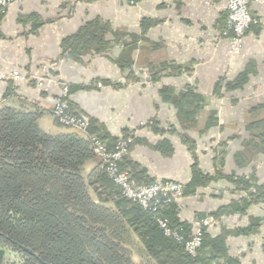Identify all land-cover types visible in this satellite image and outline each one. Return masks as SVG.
<instances>
[{
  "label": "crops",
  "instance_id": "0c3cea01",
  "mask_svg": "<svg viewBox=\"0 0 264 264\" xmlns=\"http://www.w3.org/2000/svg\"><path fill=\"white\" fill-rule=\"evenodd\" d=\"M250 11L233 55L226 0H17L0 17V104L14 85L48 106L40 122L53 130L52 107L70 85L75 111L112 140L132 135L128 158L145 179L189 186L175 215L190 231L211 221L212 264H264V4ZM100 22L102 40L67 56L65 39ZM98 80L128 83L84 88ZM164 87L199 98L182 100V115Z\"/></svg>",
  "mask_w": 264,
  "mask_h": 264
},
{
  "label": "trees",
  "instance_id": "16d2710c",
  "mask_svg": "<svg viewBox=\"0 0 264 264\" xmlns=\"http://www.w3.org/2000/svg\"><path fill=\"white\" fill-rule=\"evenodd\" d=\"M5 12L0 9V17ZM101 25L87 24L81 33L65 39L67 56L76 58L83 48L91 47L87 41L96 45L103 37ZM231 35L228 33L229 38ZM158 78L153 75L152 80ZM99 83L124 87L128 80L115 84L98 80L84 88H96ZM67 86L70 96L72 87ZM15 89L11 85L5 95L8 99L0 104V264H212L206 251L208 227L197 256L192 257L157 221L167 220L171 229L189 235L191 231L175 215V201L161 205L157 212L145 210L127 199L110 178L91 136H97L109 149L119 139H110L92 120L87 134L57 119L53 130L44 129L40 120L49 112L48 106L17 95ZM162 94L178 104L181 114L182 100L199 98L189 91L175 94L169 87H164ZM69 104L75 111L70 100ZM184 112L192 117L197 111L190 108ZM128 153L119 162L120 170L129 172L139 184L154 183L144 178ZM89 161L96 165L86 172ZM242 187L250 189L246 184ZM188 189L185 184L183 196ZM11 251L15 261L7 257Z\"/></svg>",
  "mask_w": 264,
  "mask_h": 264
},
{
  "label": "built area",
  "instance_id": "2783aa9c",
  "mask_svg": "<svg viewBox=\"0 0 264 264\" xmlns=\"http://www.w3.org/2000/svg\"><path fill=\"white\" fill-rule=\"evenodd\" d=\"M17 0H0V9L5 11ZM137 0H130L135 4ZM264 4V0H226L227 25L225 35L232 33L230 37V53L236 55L240 53L246 32L254 23V18L250 11V4ZM8 77L18 81L27 78L26 75L13 71ZM2 78V77H0ZM43 82H40L42 85ZM102 85L99 83L98 87ZM53 116L63 125L74 128L87 134L89 120L72 110L68 100V86L63 89L61 96L55 101L53 106ZM95 153L100 157L105 170L110 178L121 188L123 195L139 204L145 210L157 212L161 205L173 202L183 197L185 184L175 180H157L151 184H138L132 180L129 172L119 169V162L128 153L133 142L131 135L120 138L113 149L109 147L97 136H91ZM160 227L167 236L174 237L182 242L186 253L196 257L203 241V233L209 227L211 221L207 218L201 219L194 231L187 237L171 229L167 220H157Z\"/></svg>",
  "mask_w": 264,
  "mask_h": 264
},
{
  "label": "rangeland",
  "instance_id": "374dc122",
  "mask_svg": "<svg viewBox=\"0 0 264 264\" xmlns=\"http://www.w3.org/2000/svg\"><path fill=\"white\" fill-rule=\"evenodd\" d=\"M68 97H69V95H68ZM54 106V105H53ZM51 113H52V115H53V107H52V111H51ZM80 115V114H79ZM83 116V115H82ZM54 117V116H53ZM54 119H56L55 117H54ZM59 122V121H58ZM41 123V122H40ZM44 129H46V124L44 123V124H42L41 125ZM53 128H54V123H53ZM133 138V137H132ZM133 143V142H132ZM86 165V164H85ZM85 168H86V170L88 169V167H87V165L85 166ZM120 169V168H119ZM85 170V171H86ZM87 172V171H86ZM132 180L134 181V182H136L133 178H132ZM137 183V182H136ZM139 184V183H138ZM143 184V183H142ZM175 201H177V200H175ZM7 257L10 259V260H13V261H15V254H14V252H8L7 253Z\"/></svg>",
  "mask_w": 264,
  "mask_h": 264
},
{
  "label": "water",
  "instance_id": "95a60500",
  "mask_svg": "<svg viewBox=\"0 0 264 264\" xmlns=\"http://www.w3.org/2000/svg\"><path fill=\"white\" fill-rule=\"evenodd\" d=\"M24 249H26L27 251H29L31 254H34V252L31 249L25 248V247H24Z\"/></svg>",
  "mask_w": 264,
  "mask_h": 264
}]
</instances>
